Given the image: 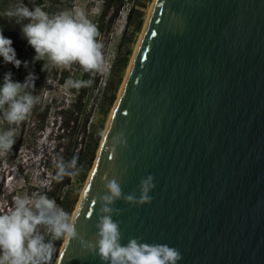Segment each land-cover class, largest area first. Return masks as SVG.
<instances>
[{
    "label": "water",
    "instance_id": "95a60500",
    "mask_svg": "<svg viewBox=\"0 0 264 264\" xmlns=\"http://www.w3.org/2000/svg\"><path fill=\"white\" fill-rule=\"evenodd\" d=\"M142 30L72 213L78 233L95 240L104 175L137 196L152 175L150 204L114 205L122 244H167L178 264H264V0H153ZM55 264L101 261L73 240Z\"/></svg>",
    "mask_w": 264,
    "mask_h": 264
},
{
    "label": "clouds",
    "instance_id": "9594fccd",
    "mask_svg": "<svg viewBox=\"0 0 264 264\" xmlns=\"http://www.w3.org/2000/svg\"><path fill=\"white\" fill-rule=\"evenodd\" d=\"M20 26L21 36L34 50L33 62L42 61V71L53 69L71 70L77 67L83 74L103 71V45L99 42L97 26L87 18L83 10L62 11L49 14L44 6L29 8L16 4L0 13ZM12 41L0 33V58L5 64L19 68ZM27 68L28 62H23ZM36 76L29 73L23 83L12 79V73H5L0 84V155L8 153L15 144L14 126L27 119L39 100L33 95ZM92 80L65 79V89L79 90L90 87ZM103 135V134H102ZM123 133L113 137V145L124 146ZM52 177L57 183L65 178H75L80 171L78 158H58L54 163ZM43 183V182H41ZM100 194L94 197L99 207L96 211L95 240H85L76 229V217L60 207L46 192L37 191L31 195H17L10 208L0 213V264H51L57 241L69 244L79 242L81 250L97 256L101 264H178L182 259L177 248L167 244L145 243L140 238H130L122 244L120 223L113 216L120 210L114 205L123 201L128 206L140 207L150 204V192L156 187L154 177L142 178L138 185L139 195L131 192L125 195L119 180L104 175L101 178ZM87 192V189H85ZM78 215V214H77Z\"/></svg>",
    "mask_w": 264,
    "mask_h": 264
},
{
    "label": "rangeland",
    "instance_id": "374dc122",
    "mask_svg": "<svg viewBox=\"0 0 264 264\" xmlns=\"http://www.w3.org/2000/svg\"><path fill=\"white\" fill-rule=\"evenodd\" d=\"M123 1V7L120 8L116 20L98 37L99 42L103 45V71L97 72L99 78L96 85L92 82L90 87L81 88L84 94L80 98V101L76 98L77 93L72 94L59 83L61 71H68V76H70L73 75V68L70 71L57 69L48 72L42 71L43 62H33V57L35 55L34 50L27 44V41L21 36V33L19 36V46L14 47V43L13 46L11 45L15 50L16 59L22 62L21 66L19 68L13 65L9 66V64H5L3 59L0 58V84L3 82L5 73L11 72L12 79L20 83H23L27 75L32 73L37 77L34 82L35 90L33 91V95L39 97L38 102L33 107L27 119L18 126H14L15 144L12 149L8 153L0 155V213L10 210L14 198L17 195H31L34 192L42 191V189L44 191L50 189V170L47 168V165L55 169L54 163L58 158L63 157L65 159V156L71 152L72 159L78 148H83L84 145L88 147V145H90L89 140L92 141L97 134L100 123L103 122V129L100 133L93 160L84 178L81 179L80 173L75 178H70L69 184L61 193L64 197L63 203H73L71 214L73 213L90 175L101 136L122 85L120 84L115 95V100L107 115L102 118L100 114L102 108L99 105L100 90L103 88L106 79V71L111 60L115 56V50L119 43L120 36L125 27H127L128 22L126 17L128 10L130 8L141 9L143 18L141 30L137 35H132L130 26L125 29L126 39L132 41V52L123 73L122 81L127 73L133 51L141 36L142 29L153 2V0ZM102 2L103 0H0V13H3L5 9L16 4H24L29 8L44 6V10L49 14L75 9L83 10L87 18L94 23L103 7ZM135 14L136 13H132L129 20L130 23L135 21ZM0 16L5 18L3 15ZM24 61L28 62L27 68L24 67ZM71 105H75L72 115L68 116L65 114V116L61 118V121L67 122L69 118H74L73 122L69 125L73 123L76 125V134L64 133L65 135L61 139H50L49 134L51 133L54 135L56 133L55 130L58 123V118H55V112L59 109L70 107ZM85 118H87V120L85 124V133L83 134L81 125ZM7 128V124H0V129ZM56 134H59V131H57ZM73 143L76 144V149H73ZM55 243L56 251L52 257L51 264L56 263L63 244L59 241Z\"/></svg>",
    "mask_w": 264,
    "mask_h": 264
},
{
    "label": "trees",
    "instance_id": "16d2710c",
    "mask_svg": "<svg viewBox=\"0 0 264 264\" xmlns=\"http://www.w3.org/2000/svg\"><path fill=\"white\" fill-rule=\"evenodd\" d=\"M109 2V4H108ZM103 7L101 8L100 14L97 16L96 21L94 24L98 28L99 35L102 34L104 30H106L108 27H110L113 22L117 18V14L120 10V8L123 7V0H103ZM141 8V6H140ZM132 13H136L135 15V21L133 23H130V17ZM142 18L143 14L141 12V9H133L130 8L127 13V27H131V33L133 36L137 35L142 26ZM125 27V29L127 28ZM123 30L119 43L116 47L115 50V56L111 60V63L107 69V75L105 82L103 84V88L100 90V100H99V105L101 106L102 110L100 111V114L102 118H104L109 109L111 108L114 100H115V95L116 92L121 84L123 73L126 69V66L128 64L132 49V41L126 39V30ZM0 33L3 34L6 38L10 39L12 41V46L14 43V47L19 46V36H20V26L16 25L13 21L3 18L0 16ZM9 66H12V64H9ZM68 71H61V75L59 76V83L61 85L64 84L65 79H67L68 76ZM73 78H82L85 80L91 79L93 84L96 85L98 82L99 75L97 73L95 74H83L81 75L79 69L77 67H73ZM69 92L77 93V100L80 101V98L83 96L84 91L82 89L80 90H75V89H68ZM75 105H71L70 107H67L65 109H59L55 112V118H58V123L56 126L55 132L59 131V134H49V138L53 139H61L66 133V134H76V125L74 123L72 125H69L71 122H73V119H68L69 121H61V118H63L66 115L71 116L73 113ZM72 120V121H71ZM87 118H85L82 122L81 128H82V133H85V124H86ZM103 122L100 123L99 128L97 130V134L95 137L91 140H89L88 147L86 145L83 146V148H78L76 150V153L74 157L78 158V167H81V179L84 178L85 173L88 171L91 162L94 157L95 150L98 145V141L100 138V133L103 129L102 127ZM41 130V129H40ZM89 134V133H87ZM86 134V135H87ZM73 149H76V144L73 143L72 145ZM68 154V153H67ZM65 160H71V152L67 156H65ZM47 168L50 170V180H49V185L50 189L44 191L46 192L47 195L54 199L56 203L62 207L65 211L71 213L72 208H73V203H63L64 197L61 195L63 189L69 184V179L70 178H65L62 182L57 183L55 180L52 179L55 169H53L52 166L47 165Z\"/></svg>",
    "mask_w": 264,
    "mask_h": 264
},
{
    "label": "bare ground",
    "instance_id": "6f19581e",
    "mask_svg": "<svg viewBox=\"0 0 264 264\" xmlns=\"http://www.w3.org/2000/svg\"><path fill=\"white\" fill-rule=\"evenodd\" d=\"M142 34V33H141ZM127 74V73H126ZM125 77H126V75H125ZM125 79V78H124ZM124 81V80H123Z\"/></svg>",
    "mask_w": 264,
    "mask_h": 264
},
{
    "label": "snow or ice",
    "instance_id": "6c2138e0",
    "mask_svg": "<svg viewBox=\"0 0 264 264\" xmlns=\"http://www.w3.org/2000/svg\"><path fill=\"white\" fill-rule=\"evenodd\" d=\"M153 35H154V33H153Z\"/></svg>",
    "mask_w": 264,
    "mask_h": 264
}]
</instances>
